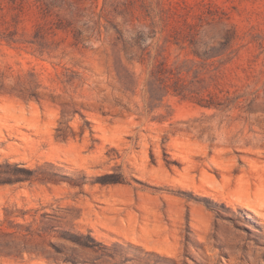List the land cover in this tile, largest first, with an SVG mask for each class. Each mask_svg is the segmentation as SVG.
Masks as SVG:
<instances>
[{
    "label": "rangeland",
    "instance_id": "rangeland-1",
    "mask_svg": "<svg viewBox=\"0 0 264 264\" xmlns=\"http://www.w3.org/2000/svg\"><path fill=\"white\" fill-rule=\"evenodd\" d=\"M118 1L124 36L151 31L142 62L137 46L129 61L66 30L30 42L47 21L2 2L18 42H0V69L37 97L0 92V264H173L183 212L181 264H209L210 229L215 264H264V0H106L104 13ZM160 61L211 104L162 97Z\"/></svg>",
    "mask_w": 264,
    "mask_h": 264
},
{
    "label": "trees",
    "instance_id": "trees-1",
    "mask_svg": "<svg viewBox=\"0 0 264 264\" xmlns=\"http://www.w3.org/2000/svg\"><path fill=\"white\" fill-rule=\"evenodd\" d=\"M87 1L88 0H0V10L3 9L2 2L7 3L8 9L16 10V15L23 12L25 4L34 6L36 13L47 21L45 23H37L35 30L36 39L30 41L35 44L42 45L43 42L37 41V39H42L49 31L55 29L66 30L72 33L76 41L90 38H103V41L108 40L113 49H121L124 51L129 61H133L134 59L133 55L128 54L129 50L131 47L137 46L140 49L137 58L138 61L142 62L145 59L146 48H142L141 45L145 43L146 36L151 33V31L145 32L141 29L137 30L136 34L133 35L132 31L126 30L129 36H124V32L118 28L116 23H113L112 18L109 16L121 5L129 11V5L131 4L119 1L111 2V10L104 13L105 6L107 5L106 0L99 12H95L94 9H91L90 7L92 6L86 7L85 3ZM92 3L93 0H91V5ZM88 10H90L89 13H87ZM1 17L0 15V22L2 21ZM125 20L127 21L128 19L126 18ZM152 33L154 36L155 31H152ZM15 34L16 32L0 28V42L5 41L7 44L18 42L14 37ZM150 77V84L155 87L154 90L163 91L162 97L171 92L183 98L197 100L198 103L206 106L211 104V102H203L204 98L202 97L198 98L196 95L187 94V92H193L194 94L195 91L187 87L180 76H178L177 71L166 68V65L161 61L150 70ZM7 78L8 76L0 69V92L8 89L20 93L28 91L30 95H35L30 85H28L30 81H25L22 76L18 75L12 85L8 84ZM155 83H158V85L156 86ZM24 86H28L27 90H25L26 88Z\"/></svg>",
    "mask_w": 264,
    "mask_h": 264
},
{
    "label": "bare ground",
    "instance_id": "bare-ground-1",
    "mask_svg": "<svg viewBox=\"0 0 264 264\" xmlns=\"http://www.w3.org/2000/svg\"><path fill=\"white\" fill-rule=\"evenodd\" d=\"M242 178H244V177L242 176ZM247 184L250 186L251 182L249 181ZM218 191H220V190H218ZM244 199L246 200L247 198L246 197L245 198L239 197V202H242V200H244ZM185 213L186 212H183V214H182L183 217L181 216L180 220H175L172 218L169 219L170 222H174L176 224V227H178L175 230V233H177V235L172 237L173 240L176 242L177 250L173 255H171L169 257L170 262L173 264H181L183 259H185L184 258V245L187 242L188 238H192V233L187 232ZM177 223H179L180 225H177ZM189 228L192 229V231H195L194 228H192V227H189ZM131 229L134 230V229H136V227H132ZM162 231L166 232L165 234H163L165 240H169V238H171V236L168 234L169 228L157 230L154 234L156 236L161 235ZM131 234H133V233H131ZM132 240L137 241V240H142V238L139 237V239H138V235H134ZM145 241H149V240L145 239ZM193 241L195 243H197L195 239ZM204 242L206 244V246H205L206 250H211V251L205 252V254H204L205 257L209 261L208 263L209 264H215V261L218 258V249L215 246L216 245L215 244V232H213L211 229L209 231H206L205 237H204ZM193 252H195L194 249H193ZM194 256L198 262L201 261V259L196 257V255H194ZM187 261H188V264H192V261H190L188 258H187Z\"/></svg>",
    "mask_w": 264,
    "mask_h": 264
}]
</instances>
